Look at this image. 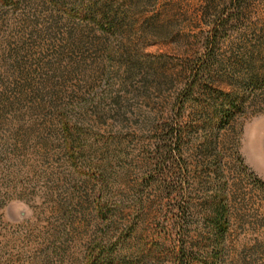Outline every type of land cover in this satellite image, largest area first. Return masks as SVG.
I'll return each mask as SVG.
<instances>
[{"label":"rangeland","instance_id":"obj_1","mask_svg":"<svg viewBox=\"0 0 264 264\" xmlns=\"http://www.w3.org/2000/svg\"><path fill=\"white\" fill-rule=\"evenodd\" d=\"M15 1L0 5V264H83L94 242L118 264L215 247L264 264V0ZM208 89L238 105L224 126Z\"/></svg>","mask_w":264,"mask_h":264},{"label":"trees","instance_id":"obj_2","mask_svg":"<svg viewBox=\"0 0 264 264\" xmlns=\"http://www.w3.org/2000/svg\"><path fill=\"white\" fill-rule=\"evenodd\" d=\"M12 4H16V1L0 0V5L2 6H8ZM197 75L198 73L192 76L193 81L191 80L189 83L185 84L182 91L183 93L181 94L178 102L179 109H182V106L190 99L189 96L192 94V89L195 86ZM208 93L214 102V106L211 107L212 108L211 111H214L215 116L218 117L220 126L226 125L229 122V120L232 118L234 113L238 111L237 103L235 102V100H233L230 97V95L224 94L218 90L208 89ZM61 130L63 135H65V139H64L65 149L73 157L72 144L70 142L68 143L66 142V140L68 141V139H70V134H69L70 129L67 123L64 122V120L61 122ZM180 131L181 130L179 129V131L175 133L176 140L174 146L176 149L180 148L179 147L180 135H181ZM173 134L171 133L170 135ZM99 201L100 200L98 199L95 200V209L98 213V216L104 219V217L101 216L100 214L101 208H99ZM210 224L213 228L215 235L218 237V239H221L223 233L227 228L226 210L224 206H222L221 209L217 210V212L213 214V216L210 219ZM113 254H114L113 244H106V243L103 244L101 242H94L87 249L85 255V261L83 264H118L116 259L113 257ZM211 254L213 255V258L203 264H221L219 260V251L217 247L212 249ZM177 264H194V263L191 259H187L185 261L181 259Z\"/></svg>","mask_w":264,"mask_h":264}]
</instances>
